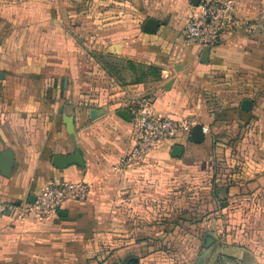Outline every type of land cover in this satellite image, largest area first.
Returning a JSON list of instances; mask_svg holds the SVG:
<instances>
[{
  "label": "crops",
  "instance_id": "crops-1",
  "mask_svg": "<svg viewBox=\"0 0 264 264\" xmlns=\"http://www.w3.org/2000/svg\"><path fill=\"white\" fill-rule=\"evenodd\" d=\"M232 1L239 19H264V0ZM136 3L125 79L109 75L119 83L114 96H153L154 114L207 127L203 142L179 134L143 165L120 166L136 142L134 122L81 94V60L55 10L1 8L0 200L32 204L65 182H86L89 193L43 223L0 216V264H264V36L240 30L201 63L203 48L181 34L191 0ZM149 18L159 23L151 34L142 31ZM183 196L211 212L183 213Z\"/></svg>",
  "mask_w": 264,
  "mask_h": 264
},
{
  "label": "built area",
  "instance_id": "built-area-1",
  "mask_svg": "<svg viewBox=\"0 0 264 264\" xmlns=\"http://www.w3.org/2000/svg\"><path fill=\"white\" fill-rule=\"evenodd\" d=\"M194 10L195 13L186 19L181 34L186 42L201 48H214L222 38L233 36L240 30L249 37L264 36V19L256 22L239 19L232 0H198ZM153 103V96L127 99L121 97L119 107L133 114L137 138L120 166H141L160 144L191 131V121L183 122L154 114ZM202 132L207 133L208 128L202 127ZM88 193L89 186L86 182L51 184L40 191L32 204L17 206L0 200V216L16 211L20 219L31 218L43 223L56 214L57 208L69 202L83 201ZM218 264L237 263L223 259Z\"/></svg>",
  "mask_w": 264,
  "mask_h": 264
},
{
  "label": "rangeland",
  "instance_id": "rangeland-1",
  "mask_svg": "<svg viewBox=\"0 0 264 264\" xmlns=\"http://www.w3.org/2000/svg\"><path fill=\"white\" fill-rule=\"evenodd\" d=\"M131 7L139 9L136 0H0V9L15 14L42 17L41 8L54 9L81 60V94L103 97L116 106L119 83L109 75L125 79V29L134 24L129 22Z\"/></svg>",
  "mask_w": 264,
  "mask_h": 264
},
{
  "label": "water",
  "instance_id": "water-1",
  "mask_svg": "<svg viewBox=\"0 0 264 264\" xmlns=\"http://www.w3.org/2000/svg\"><path fill=\"white\" fill-rule=\"evenodd\" d=\"M191 3L194 6H197L198 5V0H191ZM158 27H159V23L157 21H155L154 19L149 18L142 24V31L144 33H147V34H151V33L156 32ZM209 51H210L209 47H204L203 48L202 53H201V59H200L201 63H206L207 62V59L209 57ZM178 67H179V65L177 66V68H175V70H177ZM170 84H171V81L168 82L167 85L164 88L165 89H169ZM240 108L243 111H249L250 108H251V101L247 100V99L243 100L241 102ZM95 112H97V111H91L90 112L91 118L95 117ZM100 114H102V112ZM117 116H119L120 118H122V119H124V120H126L128 122H130L133 119V117H134L132 113H130L129 111H127L125 109L118 110ZM190 140H191V142H193L195 144H199V143L203 142L204 134L202 132V125L201 124H196V125H194L192 127V129L190 131ZM180 152H181V148L177 147V146H174L172 155L174 157H179ZM56 214L61 215L62 211L59 208H57L56 209ZM210 239L211 238H206V246L209 245ZM137 263H138V260L135 259V258H130L126 262V264H137Z\"/></svg>",
  "mask_w": 264,
  "mask_h": 264
},
{
  "label": "trees",
  "instance_id": "trees-1",
  "mask_svg": "<svg viewBox=\"0 0 264 264\" xmlns=\"http://www.w3.org/2000/svg\"><path fill=\"white\" fill-rule=\"evenodd\" d=\"M151 71L153 72L154 69L151 68L150 70H147V73H151ZM181 204H182V207H181L182 212L185 214L191 215V216L193 215L195 218L205 217V214L211 212V209H212L209 207H206L205 209H203L202 206L198 205L192 197L183 196L181 198ZM180 233L183 235L185 232L182 231ZM225 242L226 244H230L233 242V240L225 236Z\"/></svg>",
  "mask_w": 264,
  "mask_h": 264
}]
</instances>
